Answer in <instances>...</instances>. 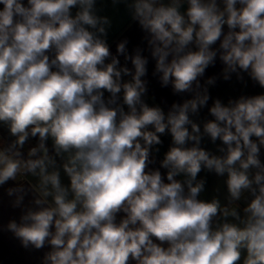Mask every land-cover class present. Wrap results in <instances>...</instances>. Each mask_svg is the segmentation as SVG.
Masks as SVG:
<instances>
[{"label": "clouds", "instance_id": "9594fccd", "mask_svg": "<svg viewBox=\"0 0 264 264\" xmlns=\"http://www.w3.org/2000/svg\"><path fill=\"white\" fill-rule=\"evenodd\" d=\"M111 3L146 48L113 54L98 0H0V187L21 210L6 230L41 264H264V93L209 91L245 74L264 89V0ZM150 59L188 96L167 111L145 99Z\"/></svg>", "mask_w": 264, "mask_h": 264}, {"label": "crops", "instance_id": "0c3cea01", "mask_svg": "<svg viewBox=\"0 0 264 264\" xmlns=\"http://www.w3.org/2000/svg\"><path fill=\"white\" fill-rule=\"evenodd\" d=\"M98 8L101 9V15H108L112 18V27L108 34V43L111 47L113 54L116 52V45L119 41L127 39L129 41L128 49L132 52L136 47L146 48V42L143 39L144 33L140 29L139 25L131 20L130 15L125 10L124 6H113L111 0H98ZM2 7V5H0ZM145 55L148 53L145 51ZM121 63H124L123 57H120ZM128 66L131 67L130 62ZM223 65L217 60L216 65L210 66L205 73V79L212 76L219 77L222 71ZM154 70V61L150 59L148 65V75L145 77L148 81V95L145 98L150 105L158 104L165 111L171 106L173 102H181L182 99L188 98L187 94L184 96H178L173 94L171 87H162L157 77L152 75ZM203 82V81H202ZM210 94L213 98H220L223 102H227L229 98H238L240 95H255L264 93V89L260 88L257 84L250 80L245 74L243 81H238L235 76L232 80L224 81L222 78H218L215 86L210 87ZM211 105V100L209 101ZM207 116V109H203L201 118ZM211 118V117H207ZM0 136L8 137L7 129L0 127ZM163 144L158 146L160 148L159 153H154L156 158V164L152 167H159V160L163 158V154L168 150L171 143L170 135L161 137ZM31 144H35L36 141H30ZM219 143V142H217ZM210 150H215V146L210 142L205 141L203 145ZM264 153V150H262ZM264 159V155H262ZM163 172L164 170L161 169ZM201 177H206V193L204 198H211L214 194V188L217 185V178L214 174L202 172ZM13 186L12 182L0 187V264H41V258L47 249L35 250L25 249L22 247L20 241L14 237V235L7 231L5 226L11 219L19 220L21 215L20 209H14L11 206V198L6 194V189ZM26 198V202H27Z\"/></svg>", "mask_w": 264, "mask_h": 264}]
</instances>
